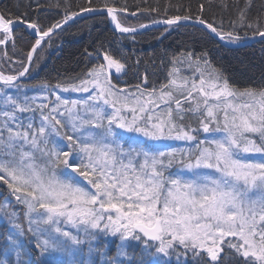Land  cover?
Returning <instances> with one entry per match:
<instances>
[{"label": "snow or ice", "instance_id": "1", "mask_svg": "<svg viewBox=\"0 0 264 264\" xmlns=\"http://www.w3.org/2000/svg\"><path fill=\"white\" fill-rule=\"evenodd\" d=\"M86 4L75 11L71 0H17L15 12L0 10V45L15 48L18 32L34 41L21 70L0 72V187L9 197L0 204V264H30V250L41 264H264V77L256 87L235 86L207 47L264 44V0L169 5L179 14L165 9L166 18L151 23L164 33L190 27L191 50L171 54L167 82L151 90L141 60L130 64L120 45L149 25L127 26L128 9L114 0ZM41 10L63 14L44 25L32 19ZM82 13L106 17L114 39L85 49L96 63L83 76L39 86L54 100L22 96L19 81L34 56ZM130 71L145 87L128 92L113 83ZM56 90L88 96L69 100ZM109 237L118 241L115 255ZM136 248L139 261L130 256Z\"/></svg>", "mask_w": 264, "mask_h": 264}, {"label": "trees", "instance_id": "2", "mask_svg": "<svg viewBox=\"0 0 264 264\" xmlns=\"http://www.w3.org/2000/svg\"><path fill=\"white\" fill-rule=\"evenodd\" d=\"M28 2L29 0H20V3L24 5ZM41 2L45 3L47 0H41ZM71 2L75 11H79L77 6H87L86 0H71ZM114 2L118 6H124L128 9V13L122 14V21L127 26L136 27L140 24L152 22V20L166 18L165 9H167L169 16L179 14L175 7H169V5L183 4L186 7L191 3L194 7L198 0H114ZM260 2L261 0H256L257 4ZM16 3L17 0H0V10L7 9L15 12ZM93 3L99 7L104 3V0H93ZM143 8H158L159 11H140ZM131 12H136V15H129ZM214 12L219 18L221 14L219 8H215ZM62 14V12L58 14L56 10H41L39 16L33 14L32 19L39 18L41 23L48 25L60 19ZM224 16L227 20L228 13H224ZM191 31L193 30L189 27L173 30L171 33H164V27H162L136 33L135 40L124 38L120 41L121 47L129 57V63L134 64V61L139 58L141 60L139 66L141 75H143L145 68L147 69L149 83L146 87L149 90L152 87L159 89L162 84L167 82V72L171 67L169 62L171 54L191 50L189 48L191 41L188 37ZM116 35L117 37L120 36V34ZM17 36L15 48L12 47L11 42L7 45H0V72L7 75L15 74L21 70L22 66L19 61L25 59L31 43L34 42L32 36L26 32H18ZM125 36L128 35L125 34ZM101 38L114 39L110 21L106 17L91 14L76 19L75 22L71 23V26H66L65 30L59 31L48 43L42 46L39 55L34 56L30 66V74L22 77L19 83L27 86L23 89H33L44 83L54 86L57 82L71 81L72 78L83 76L96 63L95 60L86 56L85 49L91 50L94 43ZM194 47L196 52L201 50L200 43H197ZM207 47L210 49L212 63L222 68L235 86L240 88L256 87L262 83V77H264V44L255 41L239 48H230L222 43L218 45L209 44ZM25 63L27 62L25 61ZM113 83H117L121 88H136L138 84H141V81L136 77L134 71H130L119 80L114 79ZM141 86L145 87L142 84ZM0 100H2V96H0ZM190 123L193 127L197 126L195 120L190 121ZM5 198H9L6 188L0 187V204L5 202ZM12 207L18 211L20 210V206L15 204L14 199L12 200ZM1 215L3 213H0V232H3L7 227V218ZM115 242L118 243L117 240ZM105 243L109 255H115L116 244H114V240ZM2 244L3 240L0 239V245ZM29 249H31V246H29ZM140 255V248H136L134 252L130 251V256H134L137 261H139ZM83 256H85V259L88 258L87 247H84ZM68 258L69 261L72 259L71 256ZM23 259L30 261V264H41L43 257L38 251L30 250L29 255L23 257Z\"/></svg>", "mask_w": 264, "mask_h": 264}, {"label": "rangeland", "instance_id": "3", "mask_svg": "<svg viewBox=\"0 0 264 264\" xmlns=\"http://www.w3.org/2000/svg\"><path fill=\"white\" fill-rule=\"evenodd\" d=\"M138 27V26H136ZM27 33V32H26ZM78 82V81H76ZM117 85V83H116ZM2 85H0L1 87ZM118 88L120 89H124L128 92H136V88H130V87H127V88H121L120 85H117ZM10 94H13L15 95V91H10L8 90ZM57 94L61 95L63 98L65 99H69V100H73V99H86L87 96H88V93H84V92H72V91H68V92H62L60 90H56ZM27 95L29 97H43L45 95H48L50 97V99L54 100L55 97L53 95L50 94V90H42L40 87H35L33 89H22V92H21V95ZM0 96H2V94H0ZM40 100L38 99L37 100V103H39ZM161 108H163L161 106ZM27 115H30V114H24V116L26 117ZM37 119L39 117V114L37 113ZM203 138V137H202ZM163 143H167V144H170L171 146L173 147H187V145H185L183 142H171V141H166V142H163ZM3 216V215H1ZM112 239L114 240V244H117V242H115V238H107V242L110 243L112 241ZM83 247H87V245L83 246ZM70 257V256H68ZM67 257V259L69 260V258ZM83 258L85 259V256H83ZM88 259V258H87ZM92 259H97V257L93 256ZM71 261V260H70Z\"/></svg>", "mask_w": 264, "mask_h": 264}, {"label": "water", "instance_id": "4", "mask_svg": "<svg viewBox=\"0 0 264 264\" xmlns=\"http://www.w3.org/2000/svg\"><path fill=\"white\" fill-rule=\"evenodd\" d=\"M88 15H91V14H89V13H82L79 17H77L76 19H79V18H81V17H83V16H88ZM75 19V20H76ZM188 23H191V22H188ZM111 24V23H110ZM145 24H148L149 25V27L147 28V29H141V30H139L137 33H142V32H146L147 30H150V29H156V28H162V27H164L163 25H152V23L151 22H147V23H145ZM112 25H111V29H112ZM119 34V33H118ZM128 35V34H127ZM255 41H257V40H248V41H246V42H243V44L241 45V46H243V45H246V44H252L253 42H255ZM220 43H222L223 45H225V46H228V47H230V48H232V47H239L238 45H229V44H226L225 42H220ZM240 46V47H241Z\"/></svg>", "mask_w": 264, "mask_h": 264}, {"label": "bare ground", "instance_id": "5", "mask_svg": "<svg viewBox=\"0 0 264 264\" xmlns=\"http://www.w3.org/2000/svg\"><path fill=\"white\" fill-rule=\"evenodd\" d=\"M110 27H111V24H110ZM117 34H118V33H117ZM239 47H240V46H239ZM239 47H238V48H239ZM241 47H243V46H241ZM1 87H2V86H1Z\"/></svg>", "mask_w": 264, "mask_h": 264}]
</instances>
